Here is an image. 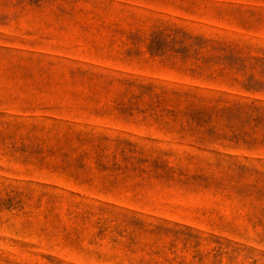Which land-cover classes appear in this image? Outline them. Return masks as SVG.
I'll return each instance as SVG.
<instances>
[{
    "label": "rangeland",
    "instance_id": "obj_1",
    "mask_svg": "<svg viewBox=\"0 0 264 264\" xmlns=\"http://www.w3.org/2000/svg\"><path fill=\"white\" fill-rule=\"evenodd\" d=\"M0 264H264V0H0Z\"/></svg>",
    "mask_w": 264,
    "mask_h": 264
},
{
    "label": "trees",
    "instance_id": "obj_2",
    "mask_svg": "<svg viewBox=\"0 0 264 264\" xmlns=\"http://www.w3.org/2000/svg\"><path fill=\"white\" fill-rule=\"evenodd\" d=\"M205 45H210L209 40H204L202 47L205 46ZM212 47H213V46H212ZM213 48L216 49V47H213ZM215 59H216V60H219L220 58H215Z\"/></svg>",
    "mask_w": 264,
    "mask_h": 264
}]
</instances>
